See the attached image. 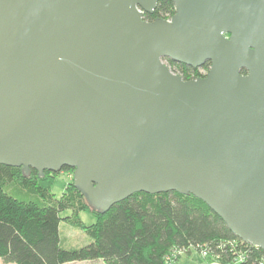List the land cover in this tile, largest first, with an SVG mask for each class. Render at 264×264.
<instances>
[{
    "label": "water",
    "instance_id": "95a60500",
    "mask_svg": "<svg viewBox=\"0 0 264 264\" xmlns=\"http://www.w3.org/2000/svg\"><path fill=\"white\" fill-rule=\"evenodd\" d=\"M160 1L0 0V163L73 168L102 213L193 194L264 250V0Z\"/></svg>",
    "mask_w": 264,
    "mask_h": 264
},
{
    "label": "trees",
    "instance_id": "16d2710c",
    "mask_svg": "<svg viewBox=\"0 0 264 264\" xmlns=\"http://www.w3.org/2000/svg\"><path fill=\"white\" fill-rule=\"evenodd\" d=\"M171 0L160 1L152 15L171 18ZM207 61L201 69L209 70ZM176 73L200 68L177 63ZM194 79V78H193ZM62 170H73L63 167ZM55 172L0 163V258L10 264H67L101 259L105 264H171L181 250L205 253L206 262L264 264V250L244 242L202 199L176 191L136 192L108 211H96L72 184L56 197L50 188ZM71 214L61 216V212ZM94 214L85 224L80 213ZM83 229L90 241L80 247L62 245L61 222Z\"/></svg>",
    "mask_w": 264,
    "mask_h": 264
},
{
    "label": "rangeland",
    "instance_id": "374dc122",
    "mask_svg": "<svg viewBox=\"0 0 264 264\" xmlns=\"http://www.w3.org/2000/svg\"><path fill=\"white\" fill-rule=\"evenodd\" d=\"M200 70L204 71V69H200ZM53 178H54V183L51 186L50 190L52 193L55 194L56 197H60L63 194L64 190L68 187H71L73 184V170H61L59 172H55ZM70 214H71V210H66L61 212V216H67ZM80 218L87 225L96 222V217L94 216V214L88 211L81 212ZM60 227H61L62 245L65 248L80 247L87 244L90 241L89 236L86 234V232L83 229L77 228L75 226H71L69 223L65 222V220H62ZM171 258H173L171 264L212 263V262L204 261L205 256L203 254L200 255V253L195 249H192L191 251H187L183 249L181 250V252L174 255L173 257L171 256ZM217 263L223 264L220 262ZM0 264H10V263H5L0 258ZM67 264H105V262L101 259H98V260L74 261Z\"/></svg>",
    "mask_w": 264,
    "mask_h": 264
},
{
    "label": "flooded vegetation",
    "instance_id": "af4514ba",
    "mask_svg": "<svg viewBox=\"0 0 264 264\" xmlns=\"http://www.w3.org/2000/svg\"><path fill=\"white\" fill-rule=\"evenodd\" d=\"M153 13L145 12L144 13V18L146 20H148V21L154 20L152 18ZM166 62H167L168 65H171L173 68H175L177 63H179V62L173 61V60H171L169 58L166 59ZM198 68H200V67H198ZM200 69H199V71H200L199 73H177V74H179L183 79H193V78H197V77H200V76H205L208 73V71H209V70L208 71L207 70L201 71Z\"/></svg>",
    "mask_w": 264,
    "mask_h": 264
},
{
    "label": "crops",
    "instance_id": "0c3cea01",
    "mask_svg": "<svg viewBox=\"0 0 264 264\" xmlns=\"http://www.w3.org/2000/svg\"><path fill=\"white\" fill-rule=\"evenodd\" d=\"M208 264H219V263H217V262H212V263H208Z\"/></svg>",
    "mask_w": 264,
    "mask_h": 264
},
{
    "label": "built area",
    "instance_id": "2783aa9c",
    "mask_svg": "<svg viewBox=\"0 0 264 264\" xmlns=\"http://www.w3.org/2000/svg\"><path fill=\"white\" fill-rule=\"evenodd\" d=\"M181 252V251H180ZM203 255H205V253H203Z\"/></svg>",
    "mask_w": 264,
    "mask_h": 264
}]
</instances>
